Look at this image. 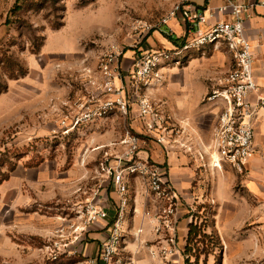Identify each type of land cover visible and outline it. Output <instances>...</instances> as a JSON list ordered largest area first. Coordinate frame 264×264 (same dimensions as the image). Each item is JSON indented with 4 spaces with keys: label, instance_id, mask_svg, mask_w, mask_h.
I'll list each match as a JSON object with an SVG mask.
<instances>
[{
    "label": "rangeland",
    "instance_id": "1",
    "mask_svg": "<svg viewBox=\"0 0 264 264\" xmlns=\"http://www.w3.org/2000/svg\"><path fill=\"white\" fill-rule=\"evenodd\" d=\"M176 1L0 0V84L6 86L0 91V180L10 175L0 183V264H73L57 258L66 254L65 238L73 240L72 225H81L77 211L98 186L88 172L100 166L102 146L119 139L131 125L130 115L113 112L70 126L71 115L85 109L81 104L89 99L84 69L97 68L106 36L129 46L133 22L156 23ZM63 41L73 51L82 47L79 60L69 66H42L43 46L58 50ZM166 45L153 32L142 47L151 51ZM128 48L126 63L133 56V48ZM199 55L195 61L202 66L192 70L204 74L210 86L233 65L225 51L211 46L195 57ZM10 69L17 77H10ZM171 69L165 71V80ZM163 85L148 91L158 103ZM242 175L232 184L222 176H217L219 181L212 176L201 179L192 187L196 195L177 199L178 217L183 203L189 211L184 216L207 233L198 237L184 264H222L232 253L242 258L229 264H264V214L254 213L262 204L259 192L248 187ZM260 184L264 187V180ZM216 187L219 194L229 192L236 198L218 205L219 199L213 198ZM240 200L249 203L250 213L235 210L224 220L219 209ZM230 224L234 229L221 236L218 228Z\"/></svg>",
    "mask_w": 264,
    "mask_h": 264
},
{
    "label": "built area",
    "instance_id": "2",
    "mask_svg": "<svg viewBox=\"0 0 264 264\" xmlns=\"http://www.w3.org/2000/svg\"><path fill=\"white\" fill-rule=\"evenodd\" d=\"M258 6L264 9V0L254 3L225 0L217 6L209 3L198 5L195 0H178L156 23L133 22L129 30L132 38L129 46L113 39V35L106 36L97 68L84 69L89 99L81 104L82 108L86 106L85 109L71 115L70 126L103 118L113 112L129 117L131 106L136 103L145 130L136 133L131 126H125L119 139L102 146L103 160L99 169L112 177L118 202L113 207V215H110L109 210L100 204L99 188H94L82 209L77 211L81 225H72L74 240L98 220L110 223L98 258L89 264H134L131 258H123L121 253L129 231L126 218L129 196L125 180L128 175L141 178L145 193L161 204L157 213L147 209L142 212L144 217L156 221L155 231L158 234L164 233L156 249L147 245L151 255L159 256L162 264H168L170 257L179 251L176 191L165 177L161 165L139 153L148 143L147 137L153 136L156 143L166 146L170 140L174 142L177 133V130L168 127L170 116L151 96L150 88L163 85L166 70L182 66L195 55L203 54L207 46L215 50L225 48L231 54L233 65L206 95V100L219 102L221 107L211 140L199 156L202 159L205 155L209 156V165L214 167L221 168L226 162L237 172H245L257 152L255 124L259 120L264 121V92L254 74L255 47L246 35V23L254 16ZM219 14L224 16L223 19H217ZM177 18H181L185 26V36L180 42H172L170 47L162 49H143L146 37L153 32L171 37V22ZM128 47L133 48V56L126 68L123 61L127 50H130ZM134 212L137 213L136 208ZM142 232V227H139L133 236L137 238Z\"/></svg>",
    "mask_w": 264,
    "mask_h": 264
},
{
    "label": "crops",
    "instance_id": "3",
    "mask_svg": "<svg viewBox=\"0 0 264 264\" xmlns=\"http://www.w3.org/2000/svg\"><path fill=\"white\" fill-rule=\"evenodd\" d=\"M241 3H254L257 0H235ZM198 5L209 3L211 6L221 5L225 0H195ZM264 9L260 6L256 8L254 16L246 23V35L249 37L255 47L256 62L254 74L257 83L261 86L264 92ZM217 19H223V15L216 16ZM184 23L181 18L171 22V29L173 34L171 38L178 39L180 42L185 36ZM161 35L159 33H154ZM166 42V47H170L172 41L165 36L161 35ZM152 38V37H151ZM153 40V38H152ZM64 42V41H63ZM47 44L42 48V66H52L55 62H59L62 66H69L72 60H76L82 55V47L76 51H73L66 42L63 43L61 49L55 50L52 48L47 49ZM210 47V46H209ZM212 47V46H211ZM215 50V49H213ZM218 52L225 51L232 59L231 54L225 49L221 48L216 50ZM133 53V51H132ZM78 56V57H77ZM194 57L182 66L174 67L171 69L170 78L166 79L161 93L162 107L166 113L170 116L168 127L177 130L174 135V142L169 141L168 145L162 146L156 143L153 136L147 137L148 143L143 145L140 156L149 158L152 161L159 163L163 169L165 177L172 183L178 199L189 200L196 195L197 191H193V184L196 181H202L201 179H216L222 176V180L226 183H234L237 176L242 173L237 172L228 163L223 162L221 168H217L209 165V156L200 158L199 153L205 149L212 137V131L215 126L217 115L220 110L219 102L206 100V95L211 92L218 84L216 83L210 86V82L201 76L204 75L201 72H195L192 70L193 66H202L200 62H196ZM130 61L124 63V67H129ZM214 87V88H213ZM154 91V90H152ZM131 128L136 133H143L144 127L138 116V107L134 103L131 106ZM255 145L257 152L255 156L247 164L244 177V182L248 187L256 189L258 193V199L262 204L258 207L254 213L264 214V187L260 182L264 180V121L259 120L255 124ZM90 173V177L97 179L100 190V204L109 210L110 215H113V207L118 202V194L115 191L114 182L111 176L100 171L99 167L94 169V172ZM126 182L128 184V196L129 205L127 207V223L129 227L128 234L126 235L122 245V256L131 258L134 264H162V260L159 256L153 257L149 252L147 245H150L156 249L158 240L162 238L164 233L158 234L155 231L156 221L152 218L144 217L142 212L144 210H150L151 213L159 212L160 202L153 199L145 193L144 184L141 178L138 176L128 175L126 176ZM253 180V182H252ZM132 186V191L130 190ZM94 187V188H96ZM214 192L213 198L219 199L218 205L228 203L226 199L233 197V194L226 192L219 194ZM263 192V193H262ZM245 199V196H241ZM180 204V203H179ZM234 205V206H233ZM219 206V207H220ZM232 208H231V207ZM218 207V208H219ZM134 208L137 209V213L134 212ZM186 205L182 203L179 208L178 217V231L177 239L179 245V251L170 257L171 262L168 264H184L185 262V246L186 239L189 230V223L192 221L188 219V213ZM230 208V209H229ZM235 210L239 214L245 215L250 213V205L248 202L234 201V204L225 205L219 209V214H222L224 218L226 215L232 214ZM263 210V211H262ZM187 213L188 215L184 216ZM226 220V218L224 219ZM216 222V218L214 220ZM215 225V223H214ZM142 227L143 232L139 237L135 238L133 233L137 228ZM217 226H214L216 230ZM219 234L223 236L224 233L233 230L232 224L225 225L218 228ZM110 230V223L108 220H98L92 223L86 232H84L78 240H69V236L65 238L66 248L63 247V252L69 257H75L76 260L73 264H89L93 259L98 258L100 247L102 242L107 237ZM70 234V231L67 230ZM68 235V234H67ZM73 238V234H72ZM241 247L242 244H239ZM242 258L237 254H228L223 259L222 264H229L240 261ZM99 264H101L99 262Z\"/></svg>",
    "mask_w": 264,
    "mask_h": 264
},
{
    "label": "trees",
    "instance_id": "4",
    "mask_svg": "<svg viewBox=\"0 0 264 264\" xmlns=\"http://www.w3.org/2000/svg\"><path fill=\"white\" fill-rule=\"evenodd\" d=\"M17 7L18 8L20 7L19 4H17ZM14 11H16V10H14ZM168 39H170L174 43L178 42V39H174V38H171V37H168ZM9 75H10V77H17V75L14 73V71H12V69H10ZM5 88H6L5 85L0 84V91L2 89H5ZM9 176L10 175H8L5 178L1 179L0 183H2V181H4V180L8 179ZM188 227H189V230H188V235H187V239H186V246H185V253L186 254H189V252L193 249L195 243H197L199 241L200 238H198V237L207 236L206 232H202L203 229H201V226H199L193 220L189 223ZM192 242H194V244H192ZM57 259H60V260H64V259L67 260L68 259V263H73L76 260L75 257H69L67 255H61Z\"/></svg>",
    "mask_w": 264,
    "mask_h": 264
}]
</instances>
